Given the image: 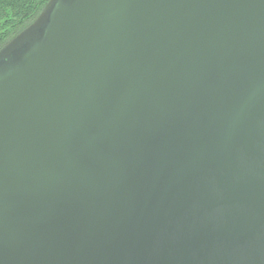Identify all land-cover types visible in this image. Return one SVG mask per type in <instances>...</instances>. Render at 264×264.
I'll return each instance as SVG.
<instances>
[{
  "label": "water",
  "instance_id": "water-1",
  "mask_svg": "<svg viewBox=\"0 0 264 264\" xmlns=\"http://www.w3.org/2000/svg\"><path fill=\"white\" fill-rule=\"evenodd\" d=\"M0 264H264V0H50L6 43Z\"/></svg>",
  "mask_w": 264,
  "mask_h": 264
},
{
  "label": "trees",
  "instance_id": "trees-1",
  "mask_svg": "<svg viewBox=\"0 0 264 264\" xmlns=\"http://www.w3.org/2000/svg\"><path fill=\"white\" fill-rule=\"evenodd\" d=\"M50 0H0V49L31 24Z\"/></svg>",
  "mask_w": 264,
  "mask_h": 264
}]
</instances>
